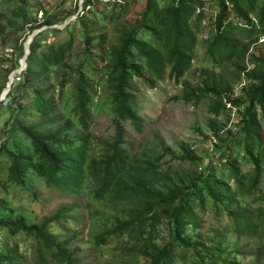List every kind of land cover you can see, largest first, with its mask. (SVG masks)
<instances>
[{
	"label": "trees",
	"instance_id": "1",
	"mask_svg": "<svg viewBox=\"0 0 264 264\" xmlns=\"http://www.w3.org/2000/svg\"><path fill=\"white\" fill-rule=\"evenodd\" d=\"M30 3L0 10V44L15 57L7 79L24 57L21 40L55 25ZM138 3L84 0L64 29L34 38L7 96L0 189H27L36 177L73 202L29 223L6 216L0 197V232L31 242L35 264H76L77 232L60 236L86 210L92 247L114 245L125 264H264V0H146L137 16ZM167 79L184 104L208 105L203 157L184 149L164 163L168 146L130 137L129 127L146 130L135 82L154 89ZM103 114L113 134L99 139L92 126ZM28 263L20 243H0V264Z\"/></svg>",
	"mask_w": 264,
	"mask_h": 264
},
{
	"label": "rangeland",
	"instance_id": "2",
	"mask_svg": "<svg viewBox=\"0 0 264 264\" xmlns=\"http://www.w3.org/2000/svg\"><path fill=\"white\" fill-rule=\"evenodd\" d=\"M84 0H31L30 8L33 13L42 10L44 13L48 12L55 21V27H61L66 22L77 18L82 13V5ZM146 0H138V7L135 14L138 16L144 9ZM164 0H161V3ZM11 0H0V10H6L10 6ZM12 7V5H11ZM208 6L211 14L215 9ZM77 12V13H76ZM76 13L75 15H73ZM213 14V13H212ZM41 20L43 13H39ZM6 22L12 19L9 14L5 17ZM15 22V21H11ZM19 23V22H18ZM15 22V24H18ZM9 26V25H7ZM48 27V26H46ZM52 27V26H51ZM51 27H48L49 29ZM203 35L207 36L210 33V26H207ZM62 34L60 37H63ZM77 43L80 46L81 40ZM26 37L21 42H27ZM203 45L199 46V59L195 62L193 70L203 65L202 57L205 52ZM11 48H3L0 44V97L6 89L9 78H6V73L10 68L12 61L14 62V54ZM58 74L60 70H56ZM56 77V76H54ZM15 81V79H14ZM54 82V81H53ZM137 98L141 106V114L146 121V130L143 135H138L129 127L130 137L136 140H145L151 143H163L169 147V156L164 160L165 162H177L178 158L175 154H180L184 149L190 150L193 155L203 157L211 151L212 146L210 141H206L205 137L210 136L208 124L210 113L208 112V105L202 104L195 108L192 105L184 104L179 97L181 95L182 87L175 84L173 81L167 79L158 83L154 89H149L146 86L139 85L137 82ZM4 109L1 111L0 117V143L5 140L3 130H5L12 117V112L6 109L8 99L2 101ZM92 130L99 139L111 136L113 134V126L110 118L103 114L95 119ZM205 136V137H204ZM159 143V144H161ZM174 155V156H173ZM31 184L29 188H11L7 192L0 189V197H5L12 207V212L6 216L11 218L23 217L29 223H34L49 214L54 213L58 208L73 202L66 196L48 189L41 180L36 177L30 179ZM32 192H35L39 197V201L34 202ZM78 223L70 224L66 227V235L60 236L65 238L67 235L76 231L79 236L73 243L74 247L79 249V253L75 260L76 264H125L121 257L113 250L114 245L106 250H97L90 244V215L88 211L81 210L75 216ZM20 243L21 252L24 256L29 258L28 264H35L32 258V251L30 249L31 242L23 241L22 237L18 236L15 239L10 238L7 233L0 232V243L14 244ZM230 244H234L235 239L229 237ZM53 264V263H51ZM132 264H147L143 260H138Z\"/></svg>",
	"mask_w": 264,
	"mask_h": 264
},
{
	"label": "water",
	"instance_id": "3",
	"mask_svg": "<svg viewBox=\"0 0 264 264\" xmlns=\"http://www.w3.org/2000/svg\"><path fill=\"white\" fill-rule=\"evenodd\" d=\"M83 3V2H82ZM76 19V18H75ZM75 19H72L71 21L75 20ZM71 21L69 22H66L63 26L61 27H55V26H52L51 28H57V29H64L66 25H68ZM46 29H48V27H43L42 29H39V30H36L33 32V34L28 38V43H29V47L27 48L26 47V43H25V50H24V57L20 60V68L15 71L9 78V82L7 84V87L6 89L3 91L1 97H0V102L4 101L7 99V96L8 94L10 93L11 89H12V85L14 83V79H15V76L17 74H21L26 68H27V57L29 56L30 54V45L32 44L34 38L40 34L41 32L45 31Z\"/></svg>",
	"mask_w": 264,
	"mask_h": 264
},
{
	"label": "bare ground",
	"instance_id": "4",
	"mask_svg": "<svg viewBox=\"0 0 264 264\" xmlns=\"http://www.w3.org/2000/svg\"><path fill=\"white\" fill-rule=\"evenodd\" d=\"M26 47H27V48L29 47V43H28V41L26 42Z\"/></svg>",
	"mask_w": 264,
	"mask_h": 264
},
{
	"label": "built area",
	"instance_id": "5",
	"mask_svg": "<svg viewBox=\"0 0 264 264\" xmlns=\"http://www.w3.org/2000/svg\"><path fill=\"white\" fill-rule=\"evenodd\" d=\"M17 75H20V74H17ZM17 80H20L19 78H17Z\"/></svg>",
	"mask_w": 264,
	"mask_h": 264
}]
</instances>
